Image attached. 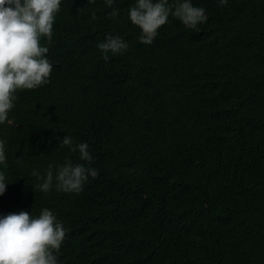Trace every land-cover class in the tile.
Here are the masks:
<instances>
[{"label":"trees","instance_id":"16d2710c","mask_svg":"<svg viewBox=\"0 0 264 264\" xmlns=\"http://www.w3.org/2000/svg\"><path fill=\"white\" fill-rule=\"evenodd\" d=\"M136 2L61 0L40 41L49 83L17 90L0 123V217L53 211L68 229L58 264H264V0H191L207 20L170 16L151 44ZM107 36L129 47L105 61ZM68 161L98 175L42 191L33 171Z\"/></svg>","mask_w":264,"mask_h":264},{"label":"clouds","instance_id":"9594fccd","mask_svg":"<svg viewBox=\"0 0 264 264\" xmlns=\"http://www.w3.org/2000/svg\"><path fill=\"white\" fill-rule=\"evenodd\" d=\"M94 3L95 0H87ZM108 7H113L114 0H105ZM221 6L227 0H219ZM61 0H0V123L8 119L15 106L19 89H35L49 83L53 70L47 59L48 47L40 41L44 37L51 42L55 14L60 11ZM110 15L115 18L118 11ZM180 20L185 27L195 29L207 20L205 9L194 7L191 0H137L129 9V19L137 26L141 35L140 43L151 44L158 35V29L166 24L169 17ZM92 18L95 19V13ZM97 47L104 54L103 59L125 52L129 45L118 36H107ZM63 145L72 146L73 140L65 136ZM87 143H80L72 148L78 150L80 159L91 164L93 157ZM5 144L0 141V163H4ZM43 182L38 187L48 192L56 181L58 191L79 193L89 176L98 175L96 169L83 163L66 162L56 170L49 166L44 177L35 171L32 173ZM7 177L0 171V195L6 191ZM66 229L58 221L53 211L44 208L33 217L27 211L9 213L0 217V264H58V253L66 239Z\"/></svg>","mask_w":264,"mask_h":264}]
</instances>
